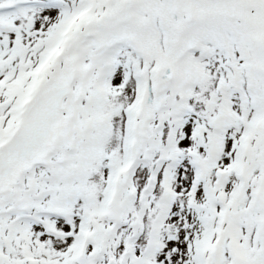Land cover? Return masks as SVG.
Returning <instances> with one entry per match:
<instances>
[{
	"label": "snow or ice",
	"instance_id": "obj_1",
	"mask_svg": "<svg viewBox=\"0 0 264 264\" xmlns=\"http://www.w3.org/2000/svg\"><path fill=\"white\" fill-rule=\"evenodd\" d=\"M0 264H264V0H0Z\"/></svg>",
	"mask_w": 264,
	"mask_h": 264
}]
</instances>
